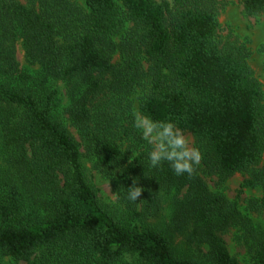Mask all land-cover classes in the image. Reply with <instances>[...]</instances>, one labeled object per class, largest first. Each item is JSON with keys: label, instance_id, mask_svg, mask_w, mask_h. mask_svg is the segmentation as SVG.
Returning a JSON list of instances; mask_svg holds the SVG:
<instances>
[{"label": "trees", "instance_id": "trees-1", "mask_svg": "<svg viewBox=\"0 0 264 264\" xmlns=\"http://www.w3.org/2000/svg\"><path fill=\"white\" fill-rule=\"evenodd\" d=\"M225 2L0 0V259H9L0 263L241 264L223 237L238 227L251 264H264V227L199 172L220 181L250 173L247 185L263 195L249 205L264 213L255 168L264 97L246 45L220 39ZM241 2L248 15L264 13V0ZM20 41L36 69L21 65ZM58 81L71 98L62 113ZM139 88L140 113L195 138L202 159L193 174L149 166L150 147L133 127ZM64 116L131 219L100 201ZM133 180L143 190L136 202L126 199ZM166 195L172 220L149 223ZM176 233L198 252L182 251Z\"/></svg>", "mask_w": 264, "mask_h": 264}, {"label": "rangeland", "instance_id": "rangeland-1", "mask_svg": "<svg viewBox=\"0 0 264 264\" xmlns=\"http://www.w3.org/2000/svg\"><path fill=\"white\" fill-rule=\"evenodd\" d=\"M82 2V0H80ZM163 1V0H159ZM172 1V0H168ZM219 20V36L221 40H234L239 41L246 45L250 52L248 62L252 68L255 77L261 84V89L264 97V13L248 15L245 13L241 0H226L225 5L221 6V10L218 16ZM17 57L23 67H30L36 69L37 66L30 65L25 57L24 48L21 41L17 43ZM120 56L117 54L114 61H119ZM148 62L146 65L148 66ZM58 86L61 90V104L60 112L71 101L70 93L67 90L65 82L58 81ZM143 96V90L139 88L133 95L132 101L134 105V111L139 112L141 97ZM65 125L70 132L75 136L77 141L81 144L80 150L83 156L84 167L89 177L91 184L96 189L99 199L108 210L115 213L119 217L125 219H131L127 214V209L118 200L117 194L113 189L112 181L109 177L103 175L99 169L94 165V158L85 153V146L79 134V131L74 127L70 121L63 118ZM189 142L190 147H196V141L190 132L183 134ZM128 146V145H124ZM134 149L139 150L133 145ZM150 147V146H149ZM136 154V152H134ZM201 163V161H200ZM120 167V166H119ZM201 167H203L201 165ZM258 171L264 173V153L261 161L255 167ZM210 189L214 192L224 194L232 201H235L239 209L249 215L253 221L264 227V213L255 211L249 205V202L253 198H260L263 195V187L261 185H247V180L251 178L250 173L239 172L233 176L227 178L224 181H220L217 175L208 176L199 170ZM184 192V191H183ZM174 204L172 197L164 196L162 201V207L160 214L157 216H149L147 221L156 226H166L173 218ZM242 230L238 227H231L227 233L223 235L228 248L233 256L241 264H251L252 254L249 251L248 243L242 239ZM187 235L184 233L175 234V242L182 251L189 255H194L198 252L199 247L197 244L189 245L187 242ZM202 251H207L208 247L202 245ZM1 260V259H0ZM3 263L9 261L8 258L1 260ZM0 263V264H3ZM20 264H27L26 262H20Z\"/></svg>", "mask_w": 264, "mask_h": 264}, {"label": "clouds", "instance_id": "clouds-1", "mask_svg": "<svg viewBox=\"0 0 264 264\" xmlns=\"http://www.w3.org/2000/svg\"><path fill=\"white\" fill-rule=\"evenodd\" d=\"M133 127L150 146L147 159L151 168H157L166 161L176 175H191L196 171L202 153L199 148L189 146L188 140L174 123L154 120L148 115L135 112ZM142 191L133 180V184L127 187L126 199L136 202Z\"/></svg>", "mask_w": 264, "mask_h": 264}]
</instances>
